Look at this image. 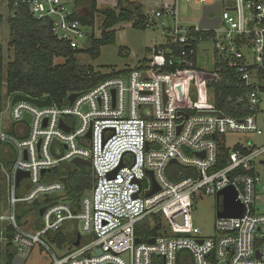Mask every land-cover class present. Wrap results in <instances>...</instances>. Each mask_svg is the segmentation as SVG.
<instances>
[{"label":"built area","instance_id":"obj_1","mask_svg":"<svg viewBox=\"0 0 264 264\" xmlns=\"http://www.w3.org/2000/svg\"><path fill=\"white\" fill-rule=\"evenodd\" d=\"M0 1L50 21L52 36L72 51L87 50L93 28L76 18L88 14L87 7H78L79 0L72 9L63 0ZM191 1L203 9L219 4V13L208 14L220 19L219 28L201 29V19L180 24L179 0H173L156 14L174 22L167 43L151 49L141 69L104 80L78 94L72 104L71 95L65 105L44 108L24 101L13 104L21 94L7 98L15 129L4 130L2 112L0 152L7 144L16 158L5 180L6 197L0 183V254L13 248L14 259H26L41 245L53 264H264V176L258 170V165L264 168V146L238 143L230 148L226 140L234 134L264 137V0ZM152 26L145 23L147 29ZM209 41L216 53L215 100L231 92L228 103L247 104L253 111L248 116L226 115L216 107L191 114L176 107L177 80L197 69L199 48ZM230 78L236 79L235 86ZM75 160L89 162L94 178L91 197L79 201L67 196L60 182L66 175L56 181L50 177L62 163ZM173 164L190 175L171 181L167 173ZM149 172L160 189L150 197ZM20 173L29 177L17 187ZM26 180L30 186L24 185ZM227 189L235 191L241 217L219 216L224 197L218 196ZM210 196L217 198L215 237L202 238L199 228L186 236L161 231L146 241L136 236L141 222L167 212L189 218L193 202ZM40 201L39 215L45 211L38 226L31 216L21 217V210ZM72 222L79 223L78 235L89 242L82 238L79 247L70 246L58 256L43 238Z\"/></svg>","mask_w":264,"mask_h":264},{"label":"rangeland","instance_id":"obj_2","mask_svg":"<svg viewBox=\"0 0 264 264\" xmlns=\"http://www.w3.org/2000/svg\"><path fill=\"white\" fill-rule=\"evenodd\" d=\"M70 9L74 8L75 0H63ZM97 13L95 15V25L93 34L99 39L104 31L103 23L105 21V12L112 10L120 14L122 10L132 12V20L120 23L112 29L116 32V43L101 49V56L97 60H92L88 54L79 56V64L81 66H92L97 73L104 75L117 74L126 71H133L144 67L147 59L150 57V50L156 46L167 43L169 28L173 27L172 18H157V12L172 5L173 0H96ZM180 9L179 22L184 26L198 23L203 12V5L195 1L187 2V0H179ZM152 23L151 28H145L140 23L141 16ZM14 16V10L11 9L9 2L0 1V46L2 48V57L4 60L5 72L9 63L14 61V50L10 46L11 26L10 20ZM142 18V19H143ZM215 48L213 41L206 42L199 48L197 69L190 71L187 75L179 78L173 90L174 96L178 98L176 107L185 110L188 113H195L200 110H211L216 105V91L214 87L215 80ZM65 60L56 59V65L64 64ZM123 75V74H122ZM173 97V95H172ZM261 98V111L264 112V94ZM10 102L5 99L3 113L1 115L4 130L12 133L15 129L11 118ZM228 147L232 148L236 144L249 146L254 144L257 147L264 146V137L253 134H234L228 135ZM63 152V150H62ZM15 153L8 149L7 144L2 145L0 152V183L2 184V194L6 197L5 180L15 161ZM258 170L263 172L264 168L258 165ZM68 172L76 173L80 179H84L86 175L92 173L91 168L75 167L69 163H62L57 170L51 174V180L56 181L58 177ZM24 185L30 186L29 181H25ZM23 188L19 191L21 193ZM39 205H43L40 201ZM193 209L189 218H180L173 212H167L157 218V224L161 225V233L170 236H186L190 229L199 228L202 238H213L216 236L215 222L217 219L216 208L217 198L214 196L197 199L193 202ZM21 211H30L26 215L34 219L36 225L42 223L38 208L23 207ZM149 219V220H151ZM156 221V220H155ZM155 224V225H157ZM38 230V229H37ZM81 232L79 223L72 222L66 224L59 232L50 233V236L44 237L43 240L49 245L51 250L58 256L67 254L69 247L74 239H77ZM63 235L64 242L62 246H58L54 239L57 235ZM52 236V237H51ZM83 243L89 242V238L85 236ZM14 253V249L2 252L0 254V264H6L7 254ZM25 264H53L51 254L41 245H36L31 254L25 259Z\"/></svg>","mask_w":264,"mask_h":264},{"label":"trees","instance_id":"obj_3","mask_svg":"<svg viewBox=\"0 0 264 264\" xmlns=\"http://www.w3.org/2000/svg\"><path fill=\"white\" fill-rule=\"evenodd\" d=\"M80 6L87 7L88 14L76 16V18L84 25L93 28L97 13L96 0H79L78 7ZM10 7L14 10V16L10 20V46L14 50V61L8 64L5 72L0 46V114L3 112L5 99L17 94L34 100L51 98L56 106H62L67 104L70 95L86 92L110 77L120 76L127 72L109 75L97 73L92 66H81L78 56L88 54L92 60L99 59L103 47L116 43V32L112 29L120 23L132 20L131 11L124 9L120 14L112 10L106 11L103 23L104 31L101 37L96 39L92 34L87 50L72 51L69 44L60 42L52 36L50 21L34 19L28 8H15L12 4ZM142 18L143 15L140 23H137L136 26L143 23L145 27V23L148 21L145 17ZM56 59H63L65 62L62 65H56ZM230 80L231 85L237 84L235 78H230ZM220 88L222 89L223 86H218V89ZM230 94L231 92H228L224 99L216 100L217 111L234 117L248 116L253 113L247 104H229L227 97ZM179 173L182 176L179 177L177 175ZM68 174L70 178L67 196L69 199L79 201L92 190L94 185L92 173L86 175L84 179L78 178L79 176L73 172H68ZM188 174L187 171L175 164L169 166L167 173L168 178L173 182L187 177ZM34 206L38 208L39 204ZM32 210L33 208L30 211H22L21 217L26 216ZM157 220L155 218L141 222L136 227V236L143 241L150 237H156L162 228L157 224ZM54 241L58 246H62L63 235H57ZM75 242L76 239L73 240L71 247L75 245ZM14 257V253L7 254L6 264H12Z\"/></svg>","mask_w":264,"mask_h":264},{"label":"water","instance_id":"obj_4","mask_svg":"<svg viewBox=\"0 0 264 264\" xmlns=\"http://www.w3.org/2000/svg\"><path fill=\"white\" fill-rule=\"evenodd\" d=\"M210 12H216L219 13L220 12V6L219 4H217L214 7H205L203 9V14H202V18L200 20L199 26L201 29H217L219 28V24H220V19L219 18H215V19H209L208 14ZM78 94H72L69 97V102L70 104H72L74 102V100L78 97ZM30 102L33 103L35 105H37L40 108H44V107H52L53 105V101L51 98H47L46 100L43 101H38V100H34L32 98H29L27 96L24 95H17L15 96L14 100H13V104H16L18 102ZM168 98L165 95V103H167ZM200 114H214L213 113H209V112H201ZM218 115H221L220 113H216ZM179 115H184V113L180 112ZM185 117L187 118L188 115L185 114ZM26 120L28 122H30V117H27ZM61 127L63 129H65L67 132H69L70 130L64 125V123H61ZM172 163H175V161H173ZM72 165H74L75 167H86V168H90L91 164L89 162L86 161H81V160H75L73 161ZM29 175L26 173H20L17 177V187H19L20 182L22 179L24 178H28ZM149 177L152 181V191L149 192L147 194L148 197L154 195L155 193L159 192V187L155 181V178L153 176L152 172H149ZM60 182H62L65 185V190L69 191V180L68 178H61ZM91 192H87L86 193V197H91ZM223 196L224 197V211L222 213H220V217H241L242 213H243V207L240 205V203L237 202V195L235 193V191L233 189H227L224 192L220 193L218 197ZM45 208L40 210V216H42L44 214ZM81 235L77 236L76 242H75V247H79L80 243H81ZM141 241L139 239H137V244H140ZM155 240H150L149 244H154ZM26 260L25 259H20V258H15L12 262V264H25Z\"/></svg>","mask_w":264,"mask_h":264},{"label":"flooded vegetation","instance_id":"obj_5","mask_svg":"<svg viewBox=\"0 0 264 264\" xmlns=\"http://www.w3.org/2000/svg\"><path fill=\"white\" fill-rule=\"evenodd\" d=\"M66 176H67L68 178H70V175H69L68 173L66 174ZM92 187H93V186H92ZM90 192H91V191H90Z\"/></svg>","mask_w":264,"mask_h":264}]
</instances>
